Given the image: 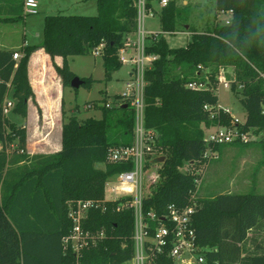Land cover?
Listing matches in <instances>:
<instances>
[{"label":"trees","instance_id":"trees-1","mask_svg":"<svg viewBox=\"0 0 264 264\" xmlns=\"http://www.w3.org/2000/svg\"><path fill=\"white\" fill-rule=\"evenodd\" d=\"M92 1L97 5L94 15H46L40 44L0 48V264H120L134 254V212L116 211L118 201L107 202L104 211H88L83 227L96 238L78 256L63 242L72 230L70 202L102 201L106 181L130 168L109 163L102 169L96 166L105 162L109 147L133 143L136 113L130 100L106 107L103 98V105L95 103L102 111L99 118L70 115L63 122L62 147L52 154L29 153L26 126L10 121L5 113L11 94L13 113L23 119L28 116V101H35L28 64L40 47L53 59L63 58L62 65L54 66L64 87L71 86L76 75L69 57L93 53L101 43L105 78L123 65L119 49L137 32L138 0ZM161 2L145 0L146 10L159 14L161 30L146 38V53L157 58L144 75V124L158 134L166 159L148 170L143 209L162 215L170 203L185 206L195 200L198 241L213 248L207 254L209 261L264 264V192L255 190L256 178L247 192L195 197L202 175L195 169L206 162L203 124H232V115L219 107L216 93L222 70H232L226 77L246 110L242 127L255 135L262 133L258 143L264 151V33H258L264 29V0H216L214 16L230 12L229 23L209 16L201 30L191 21L190 5L167 0L157 9ZM26 14L24 0H0V21H21ZM183 30L191 34L188 44L170 47L165 34ZM14 53L20 57L15 59ZM204 70L206 80L201 76ZM82 78L87 88L95 81L92 76ZM191 82L205 85L191 88ZM121 97L115 95V99ZM15 140L17 146L7 149V143ZM158 264L172 261L164 255Z\"/></svg>","mask_w":264,"mask_h":264},{"label":"built area","instance_id":"built-area-1","mask_svg":"<svg viewBox=\"0 0 264 264\" xmlns=\"http://www.w3.org/2000/svg\"><path fill=\"white\" fill-rule=\"evenodd\" d=\"M167 4L162 0L161 5ZM138 29L136 36L126 45L119 49V58L122 63L129 62L131 66L130 78L126 83L127 93L114 101H106L105 106L120 105L129 99L135 109L134 141L131 145H119L109 147L106 155V163L121 164L130 167L111 176L105 185L103 200L80 199L70 202L68 216L72 221V230L63 238L65 248L71 247L78 256L81 249L95 240V235L84 229L83 223L87 218L88 211L100 208L107 209V202L118 201L116 211L132 209L134 212V254L120 264H158L161 256L166 255L172 264H219L218 261H209L207 254L212 251L210 246L200 245L194 226V214L198 203L192 200L190 204L180 206L170 203L165 214L159 215L154 210L144 211L143 202L145 197V180L149 168L154 164L155 157L162 156L163 148L158 144V134L147 129L144 124V86L145 70L157 58L154 54L146 53V38L149 34L157 35L158 31H149L145 26L147 14L155 15L152 10L147 11L145 0H138ZM38 0H24V10L27 14L38 12ZM225 23H229V19ZM104 43L94 49L93 54L101 55ZM20 55L14 53V58ZM219 83L231 87V81L220 72ZM191 88L203 87L204 84L191 82ZM219 107L220 104H219ZM208 108V106H205ZM225 109V108H224ZM229 111L228 109H225ZM8 111L5 105V113ZM230 112V111H229ZM231 114V113H230ZM245 120L233 116L231 125H215L205 135L206 150L203 157L206 159L214 157L213 145L224 143H248L253 135L250 130L242 126ZM158 165V164H154ZM161 165V163H160ZM194 165L191 166V169ZM188 168H183L187 171ZM201 172L200 169H195ZM200 170V171H199ZM199 182V179H198ZM103 235V234H101Z\"/></svg>","mask_w":264,"mask_h":264},{"label":"rangeland","instance_id":"rangeland-1","mask_svg":"<svg viewBox=\"0 0 264 264\" xmlns=\"http://www.w3.org/2000/svg\"><path fill=\"white\" fill-rule=\"evenodd\" d=\"M202 1L188 0L194 12V17L191 18V21L195 23L198 29H202L203 22L210 16L209 12L207 14L206 9H211L210 11L214 12L216 5V0ZM39 2L40 8L38 13L26 14L24 20L12 23L0 21V28L5 27L9 29L8 34L5 30L1 32V35L7 34L9 36L8 38L15 39L17 42L15 46H19L22 43L24 36L29 44H39L43 40L44 18L46 14L65 12L94 15L97 13V6L93 5V2L88 3L83 0H39ZM178 2L182 5V0H178ZM157 6L159 8L160 4ZM227 19L230 18H218V21L220 23H225ZM145 26L149 31L160 32L159 14H147L145 17ZM135 36L136 34L132 35L133 38H135ZM165 38L170 47L176 48L186 46L191 40V34L183 30L174 34L167 33L165 34ZM69 66L79 77L92 76L95 81L90 88L84 85H81L78 89L72 86L66 87L61 111L54 115H48L46 121L49 126L48 130L39 131L35 126L38 120L42 124L45 122L42 110L37 104L36 99L35 111H31L30 116L28 115L26 119H23L12 111L15 103V99H13L12 95L9 94L6 98L5 105L8 109L6 114L9 120L18 125L26 126L27 151L31 154H52L59 151L62 147L63 122L66 121L70 115H77L80 119H85L90 116L99 118L101 117L102 111L98 106H95V103H98L99 106L103 105V98L112 102L116 94H125L128 91L126 83L131 80L130 70L132 66L129 62L123 63L118 70L114 71L110 79L105 78L103 59L100 55L90 53L86 55L70 56ZM221 73H223L224 76H227V74L232 75V70L230 68L224 69ZM201 76L204 77L205 80L208 79L207 70H204ZM216 93L219 96L220 106L228 109L232 117L235 116L240 120L245 119L246 110L230 86H224L218 83ZM27 126H30L31 129L29 130ZM203 127L207 134L210 130L214 129L215 124H203ZM40 132H43V134L47 136L49 145H40ZM261 135L262 133L257 135L253 133L251 141L255 142L248 145L239 143L221 144L216 150L214 157L208 158L204 166L201 165L199 167L200 170L202 169V175L198 182V189L195 193V197H211L219 193L227 192H247L253 189V185L251 184L255 178L258 182V186L255 190L257 192H264V164H262L264 160V151L260 143H258L262 137ZM17 142L18 141L15 140L11 143H7V149L15 148ZM2 146L3 145L0 143V149ZM105 164L106 162H101L97 163L96 166L102 169L105 167Z\"/></svg>","mask_w":264,"mask_h":264},{"label":"crops","instance_id":"crops-1","mask_svg":"<svg viewBox=\"0 0 264 264\" xmlns=\"http://www.w3.org/2000/svg\"><path fill=\"white\" fill-rule=\"evenodd\" d=\"M83 1L88 2V3L93 2V5H96V3L92 0H87V1L83 0ZM182 5H190V4L188 3V0H182ZM161 6L162 5H160V7ZM39 8H40V2H39ZM39 8H38V11H39ZM159 8L157 6V9ZM206 10L208 12V10H211V9H206ZM214 12H212V15H210V19L212 20L213 19L218 20V18L226 19V17H229V18L231 17L230 12H223L217 16H214L215 14ZM60 13H65V12H60ZM66 14H75V13H66ZM192 17H194V12L192 13ZM207 20L208 19L206 18L205 21L203 22L202 28L204 27ZM7 23H12V22H7ZM5 30L7 31V34H8L9 29H6L5 27L0 28V48H17L23 44L25 45L29 44L28 41L26 40V37L24 36L22 43L19 46H15V44L17 43L15 39L8 38L9 36L7 34L1 35V32ZM133 39L134 38L132 37L131 40ZM54 63L57 65H62L63 58L61 56H55L53 59L48 53L45 52L43 48L40 47L35 52H33V54L30 57L29 64H28V74H29L30 82L35 92V99L37 101V104L41 108L42 114L45 118L44 124L40 123L38 120V122L35 125L37 130L39 131L48 130L49 126L46 123L48 115H54L58 113L59 111H61L63 99L65 97L66 87L63 86L61 78L55 70ZM35 108H36L35 101L30 99L28 101V115L29 116L31 114V111H35ZM27 127L29 130L31 129L30 126H27ZM39 139L41 141V144H40L41 146L49 145L47 136H45L43 132L39 133Z\"/></svg>","mask_w":264,"mask_h":264},{"label":"water","instance_id":"water-1","mask_svg":"<svg viewBox=\"0 0 264 264\" xmlns=\"http://www.w3.org/2000/svg\"><path fill=\"white\" fill-rule=\"evenodd\" d=\"M85 80L82 77H79L78 75H75L71 80V86L75 89H78L81 85H83ZM166 159L165 155L155 157L152 160V163L154 164H160L163 163Z\"/></svg>","mask_w":264,"mask_h":264},{"label":"clouds","instance_id":"clouds-1","mask_svg":"<svg viewBox=\"0 0 264 264\" xmlns=\"http://www.w3.org/2000/svg\"><path fill=\"white\" fill-rule=\"evenodd\" d=\"M258 33H264V29H258ZM261 39L264 40V35L261 36Z\"/></svg>","mask_w":264,"mask_h":264}]
</instances>
